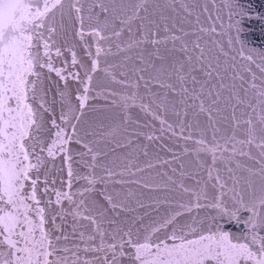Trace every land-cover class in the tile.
Segmentation results:
<instances>
[{"label": "snow or ice", "instance_id": "6c2138e0", "mask_svg": "<svg viewBox=\"0 0 264 264\" xmlns=\"http://www.w3.org/2000/svg\"><path fill=\"white\" fill-rule=\"evenodd\" d=\"M175 2L156 4L150 9L147 0H67L66 4L56 0V4H60L61 20L57 21L53 15L45 22L49 11L47 3L41 11L39 6H34L33 0H0V234H5L2 243L9 249L8 259L0 260V264H264V45L257 46L247 39L248 30L244 21L251 20L252 14L241 0H191V3L182 0L180 10L185 13L186 19L193 18L197 25L190 33L193 40L190 43L184 40L189 33L183 30L179 37L171 35L161 39L157 33L161 29L167 32L168 29L160 21L169 19L165 15L168 9L177 11ZM73 11L74 18L81 25L80 37L84 36L86 17L89 35L96 42L94 53L90 45H85V54L93 57L90 66L78 61L75 52L69 49L72 65L79 62L85 69L83 79L76 71L62 74L61 69L53 67L51 55L53 47L55 56L61 55L57 27L62 29L64 15L71 19ZM168 40L173 44L172 51L176 50L179 40V51L183 55L167 64L164 63L166 57L160 54L158 48H153L151 52L145 48L146 44H161ZM101 41H106L107 46H102ZM102 52L105 55H120L121 63L113 64L112 68L119 66L121 78L116 79L108 67L103 72L106 78L111 77V82L121 85L122 90L100 84L91 98L103 99L106 104L99 109L95 105L88 106L90 112L98 115L84 118L92 73L98 67ZM133 54L134 64L129 65ZM44 68L49 73L55 71L65 81L59 101L55 97L50 101L47 99L44 87L46 74L40 71ZM133 74L135 80L129 78ZM69 75L85 85L83 89L76 90V106L72 105V97L67 91ZM237 80L240 81L241 91L249 97L246 102L236 93ZM141 81L145 89L143 94L137 91ZM153 86L165 91L153 92ZM169 93L172 101L169 100ZM231 100L237 104L246 103L249 110L243 121L248 125L243 140H238L235 135L239 121L234 123L231 134L218 135L220 129L212 120L211 113H218L220 106H227ZM189 101L200 112L209 113L208 126L213 147H204L201 136L197 141L200 145L197 153L201 150L213 153L214 168L218 158L216 150L222 148L228 152L227 156L219 157L225 162L228 176L224 178L217 174L214 178L212 187H218L220 192L212 197L210 205L199 203L201 196L207 200V193L203 191L195 194V205L174 200L166 202L183 210L192 206L211 207L214 212L210 225L215 224V227L209 226L205 232L202 221L174 224L172 231L163 239L153 240L152 234L173 223L179 211L165 215L151 225H122L120 221L108 218L103 206H97L94 199L90 203L89 194L97 191L95 186L98 183L132 182L124 180L127 167L117 170L115 161H112L117 148L129 146L133 135H139L127 128V124L132 122L128 115L131 107L138 106L147 113L153 104L165 111L170 105L179 117L187 114ZM56 103L60 104V123L53 107ZM32 104H38V107L33 108ZM177 104L182 108L178 109ZM45 113L49 115L48 121L44 119ZM152 115L154 119H159L162 131L176 134L171 125L165 128L166 121L154 110ZM186 126L183 121L177 123L181 133ZM44 133H48L47 142ZM30 136L26 144L25 140ZM190 138L184 137L185 140ZM73 140L82 149L75 154L81 157L83 167L90 171L83 175L79 172L74 174L69 164L65 184L68 191L52 188L55 199H48L41 206L37 197L38 181L43 178L45 193L49 191L50 184L56 183L55 179H48L49 168L46 165L50 162L49 158L54 160L57 153H64L71 161L73 152L67 146ZM253 144L259 149V168L236 162L235 168L246 173L237 175L230 166L231 162L236 156L256 159L244 147ZM108 148H111V154ZM85 155L89 159H83ZM41 168H44L43 174L40 173ZM97 169L100 171L97 172ZM33 170L36 175L30 176ZM74 175L86 182L75 192L71 191ZM208 175L212 176L211 169ZM113 177L116 179L113 180ZM29 181V191H25ZM99 191L102 198L108 201L110 209L119 207L123 211L128 210L107 189ZM245 191L248 192L247 199ZM65 200L69 207L67 210L59 207L57 212L61 220L71 217L70 228L53 238L43 227L44 213L48 205L60 206ZM140 206L144 207L143 204ZM225 216L229 221L242 223L244 233L234 236L215 223ZM80 219L88 220L92 230L87 231L82 224L78 228ZM105 223L111 227H105ZM192 232H199V235L187 238ZM60 241L64 243L60 244Z\"/></svg>", "mask_w": 264, "mask_h": 264}, {"label": "water", "instance_id": "95a60500", "mask_svg": "<svg viewBox=\"0 0 264 264\" xmlns=\"http://www.w3.org/2000/svg\"><path fill=\"white\" fill-rule=\"evenodd\" d=\"M182 0H176L175 6L177 11L173 12L168 9L165 15L169 17L166 21H160L161 24L165 25L168 29L165 32L161 29L157 35L164 39L166 36L175 35L179 37L183 32H188L189 35L184 36V40L189 43L193 40V36L190 34L192 30L197 27L193 18H185V13L180 10L179 5ZM191 3V0H188ZM49 5V11L45 15V22L48 21L53 15L56 16L57 21L61 20L60 4H56V0H33L34 6H39L40 10L43 11L44 4ZM61 3L66 4L67 0H61ZM172 3V0H147V5L151 9L156 4L167 5ZM241 3L247 5V11L252 14L251 20L244 21V27L248 30L246 33L247 39L250 43H254L257 46L264 45V0H241ZM66 11V10H65ZM73 18L69 19L68 15H64L62 19L63 28L57 27V31L60 32L59 37H57V42L61 48V55L59 57L55 56V47L52 49V59L53 67L61 69L62 74L71 73L76 71L80 74L81 79L84 77L85 69L81 67L78 62L75 66L72 65V55L71 51H74L77 60L83 62L90 66L93 57L85 54V45L91 46V51H95V38L89 35V22L85 17L84 20V36L80 37L79 32L81 30L80 22L77 21L75 13H72ZM201 23H205L204 17H201ZM35 43V41H34ZM102 46H107L106 41L100 42ZM179 43L177 41V48L172 51L173 44L171 40L161 44H146L145 48L147 52H151L153 48H158L160 54L166 57L164 63L167 64L172 59H178L183 54L179 51ZM71 49V51L69 50ZM42 51V49H41ZM107 62V64H106ZM121 63L120 55L118 54H108L101 53L100 61L97 69L92 73L93 81L89 85V100L84 108V113L86 116L84 118H92L97 116L98 113H93L89 111L90 105H95L97 108H101L106 104V101L100 98L92 99L93 92L100 84H105L110 88H114L118 91L122 90V86L111 82V77L106 78L103 69L105 67L109 68V71L116 76V79H120L119 66L112 68L113 64L119 65ZM129 65L134 64V54L133 61L128 62ZM157 64L160 63L159 60L156 61ZM40 71L46 74L44 80V87L47 89V99L50 101L53 97L57 101L60 100L59 93L65 88V81L61 80L59 76L56 75L55 71L48 72L47 68L40 69ZM148 75V73H145ZM130 79L135 80V75H130ZM30 80L34 79L29 77ZM165 79V77H161ZM68 94L72 97L71 102L73 106L78 104L75 98V93L77 88L83 89L85 85L80 84L77 80H74L70 75L66 81ZM236 93L246 102L249 97H246L240 89V81H236ZM140 94L145 92L143 87V82H140V87L137 89ZM153 92H164L165 89L158 88L156 86L152 87ZM225 93V97H227ZM147 99V98H146ZM169 100L172 101V95L169 93ZM32 103L31 99L28 101ZM198 103V102H196ZM206 103V102H205ZM187 114H181L179 117L173 113L171 106L167 111L163 108H156L155 105H151L148 112L141 111L138 106H133L128 110V115L132 118V122L127 124L129 130H134V132L139 133V135H133L132 143L129 146L117 148L114 155H112V161H115V167L117 170L124 169L127 167L128 171L124 174L125 181H132L131 183L125 182L120 183H107L105 185L96 184L97 191L89 194V202L94 199L97 206H103L105 214L108 218L120 221L122 225L134 224L137 227L141 225H151L153 221H160L161 217L165 215H171L173 212L179 211L180 214L176 215L173 223L168 224L166 227H161L159 231L152 234L153 240L159 238L163 239L167 233H170L173 229V225H184L191 224L192 221H202L203 231H207L209 226L215 227V224L210 225L211 215L214 210L211 207H200L195 206L190 207L188 210H183L177 208L176 204L167 203L166 200L180 201L181 203H189L195 205L197 202L196 193L201 191L207 193V200L203 196L200 197L199 203L201 205L211 204L212 197L220 192V189L213 188L212 185L215 182L214 178L217 174L220 177L226 178L228 173L225 171V162L219 157L221 155L227 156L229 153L223 151L222 148L216 150L215 155L218 157L215 161V167L213 168V153L204 150L197 153L196 149L200 147L197 141L203 137V146L206 148L213 147L211 143L212 133L208 126L209 113L200 112L197 107L193 105L192 101L188 102ZM33 108H37L38 104H32ZM233 106H235V115L233 116ZM56 110L57 122L59 120L60 104L56 103L53 105ZM176 107L181 109L182 106L177 104ZM155 111L159 116H161L165 121L166 125H171L172 129L175 131L164 130L162 131L159 119H154L152 111ZM115 111V109L113 110ZM249 115V110L246 107V103L237 104L235 100L228 101L227 106L223 104L220 106V111L217 113L213 111L211 113L213 123L216 124L220 132L218 135L231 134L233 132V125L236 121H239L238 125L235 127V135L238 140H243L246 138V132L244 131L248 125L243 121ZM45 121L49 120V115L44 114ZM178 121H183L187 126L181 133V129L177 127ZM107 123V121H105ZM80 127L79 125L77 126ZM257 135L259 136V124H257ZM46 137V142L48 138V133H44ZM190 136V139L185 140L184 137ZM151 137V138H149ZM121 139L123 137H120ZM31 139V136L25 140L27 144ZM90 139V138H89ZM68 149L72 150L73 155L71 161L66 159L64 153H57L54 160L49 158V164L46 167L49 168L48 179L56 180L54 185H49V191L45 193L43 191L44 181L41 178L37 185V197L41 201V206L45 205V201L48 199L54 200V194L51 191L52 188L63 189L68 191L65 187L67 183V169L68 165L74 171L79 172L81 175L90 171V169H85L80 163L81 157L76 155L75 152L82 150L81 146L77 144L74 140L68 146ZM95 147V146H93ZM247 151L250 152L251 156L256 159H249L247 156H236L231 162V167L236 171L237 175H246L241 170L236 169V162L241 165L252 167L254 169L259 168L257 160L259 159V149L255 144L244 146ZM107 151L111 154V148ZM46 156V152L44 153ZM107 157H98V159ZM83 159L87 160L89 157L85 155ZM209 169L212 171V176L209 177ZM217 170L218 173H217ZM100 170L97 169V172ZM129 172L132 174L129 175ZM40 173H44V168L40 169ZM36 172L33 170L30 176H35ZM113 180L116 177L112 178ZM199 180V183H197ZM63 181V183H62ZM85 181L73 177L71 191L75 192L77 189L85 185ZM231 181H229V184ZM30 181L26 182L25 191H29ZM258 187V185H257ZM101 189H107L111 192L116 201L124 204L127 207V211H123L121 208L110 209L108 201L103 199L100 195ZM187 190V191H185ZM230 195V194H229ZM245 199L248 198V192H244ZM78 199L79 197H75ZM143 204L144 207L140 205ZM63 207L65 210L69 207L68 202L63 201L62 205L58 206L56 204H50L44 213L45 224L44 229L53 238L61 235V232H67L70 228L71 217H67L65 220H61L57 209ZM158 209L159 211H157ZM54 213H56L54 215ZM87 215V213H85ZM34 218L38 221V217ZM79 226L85 225L87 231L92 230V226L89 225L88 220L80 219L78 220ZM219 224L223 230L235 235H242L245 231V226L241 223L238 224L234 221H229L227 217L218 218L215 222ZM159 226V225H157ZM105 227H111L105 223ZM5 234H0V260H6L9 257V249L6 244L2 243V237ZM199 235V232L190 233L187 238H195ZM56 242L55 240L53 241ZM172 243L171 240L168 241ZM63 244L64 241H60ZM52 259V257H50Z\"/></svg>", "mask_w": 264, "mask_h": 264}]
</instances>
